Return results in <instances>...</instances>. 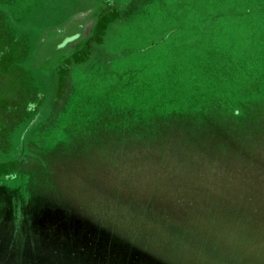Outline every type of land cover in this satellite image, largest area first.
<instances>
[{
  "label": "rangeland",
  "instance_id": "1",
  "mask_svg": "<svg viewBox=\"0 0 264 264\" xmlns=\"http://www.w3.org/2000/svg\"><path fill=\"white\" fill-rule=\"evenodd\" d=\"M175 197L146 252L264 264V0H0V264H124Z\"/></svg>",
  "mask_w": 264,
  "mask_h": 264
},
{
  "label": "trees",
  "instance_id": "2",
  "mask_svg": "<svg viewBox=\"0 0 264 264\" xmlns=\"http://www.w3.org/2000/svg\"><path fill=\"white\" fill-rule=\"evenodd\" d=\"M100 17H103V15ZM204 199L205 200H203L201 197L194 199H182L175 197L172 199H153L145 203L134 202L135 207L140 208L141 206H143L145 208H148L147 212L150 214L148 215L144 213L140 214L137 217L123 216L118 218L117 224H127V226H125L126 230L117 227V232H112L111 235L108 234V236L106 237L108 240V244H111V247L116 246V248H122V251L126 254L124 264H179L171 261L168 258L162 259L161 255H155L153 254V251L152 253L150 251L146 252L147 250H149L148 246L150 247V245L142 246L143 244L138 242L136 238H139L142 235V229L146 228L147 225H155L160 222L163 223L166 221L170 222L171 220H175L178 221L177 224L179 227H181L186 223V221H182L185 218L186 213H188L189 211L193 212L194 215H199L205 208L208 212L214 213V210L217 206L216 200H213L212 198ZM159 200H161L162 202L159 203ZM202 220H205L204 216H202ZM134 229L137 230L134 231ZM128 230L134 232L135 237H132V239H134L133 241H129L130 239L127 237V235H133V232L130 234ZM192 231L196 232L197 236L202 235V232H204L203 229ZM211 231L215 234V237H218L219 239L230 240L229 236L231 234V231L227 230L226 228L223 229V231H221L220 233L215 229H211ZM224 252L228 253V250H224ZM197 257L198 256L195 257L183 254V257L181 259H184L183 261H196L198 260ZM224 264H228V255L224 259Z\"/></svg>",
  "mask_w": 264,
  "mask_h": 264
},
{
  "label": "flooded vegetation",
  "instance_id": "3",
  "mask_svg": "<svg viewBox=\"0 0 264 264\" xmlns=\"http://www.w3.org/2000/svg\"><path fill=\"white\" fill-rule=\"evenodd\" d=\"M100 20V18L99 19H97V22ZM85 27H84V31H85V34H84V36L86 35V32H88V29H86V28H88V27H92L93 26V24H91V22L90 23H86L85 25H84ZM82 35H83V33H82ZM30 102V101H29ZM28 109V108H27Z\"/></svg>",
  "mask_w": 264,
  "mask_h": 264
},
{
  "label": "crops",
  "instance_id": "4",
  "mask_svg": "<svg viewBox=\"0 0 264 264\" xmlns=\"http://www.w3.org/2000/svg\"><path fill=\"white\" fill-rule=\"evenodd\" d=\"M100 21V20H99Z\"/></svg>",
  "mask_w": 264,
  "mask_h": 264
}]
</instances>
